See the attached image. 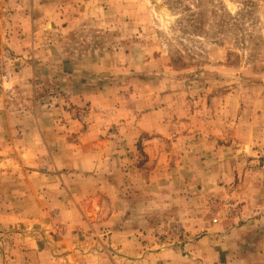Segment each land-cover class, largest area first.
I'll list each match as a JSON object with an SVG mask.
<instances>
[{
	"label": "rangeland",
	"instance_id": "374dc122",
	"mask_svg": "<svg viewBox=\"0 0 264 264\" xmlns=\"http://www.w3.org/2000/svg\"><path fill=\"white\" fill-rule=\"evenodd\" d=\"M47 1L0 48V264H264V0Z\"/></svg>",
	"mask_w": 264,
	"mask_h": 264
},
{
	"label": "crops",
	"instance_id": "0c3cea01",
	"mask_svg": "<svg viewBox=\"0 0 264 264\" xmlns=\"http://www.w3.org/2000/svg\"><path fill=\"white\" fill-rule=\"evenodd\" d=\"M51 5L47 0H0V48L6 47V52L21 55L28 47L29 39L32 36V39L34 38L43 22L50 20L53 13L50 12ZM5 20L9 23H5ZM4 29H9L6 30L9 33L8 40H4L2 35ZM31 244L33 243H29L28 248H34L38 256L48 257L46 246L38 248L39 245L32 247ZM30 252L34 254L32 250Z\"/></svg>",
	"mask_w": 264,
	"mask_h": 264
}]
</instances>
